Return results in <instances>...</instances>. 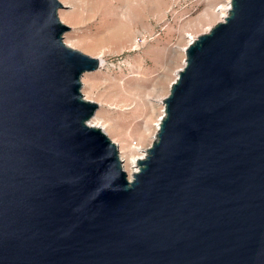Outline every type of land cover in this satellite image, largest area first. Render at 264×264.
Returning a JSON list of instances; mask_svg holds the SVG:
<instances>
[{
  "label": "water",
  "instance_id": "obj_1",
  "mask_svg": "<svg viewBox=\"0 0 264 264\" xmlns=\"http://www.w3.org/2000/svg\"><path fill=\"white\" fill-rule=\"evenodd\" d=\"M64 6L0 0V264H264V0L186 47L132 179Z\"/></svg>",
  "mask_w": 264,
  "mask_h": 264
},
{
  "label": "rangeland",
  "instance_id": "obj_2",
  "mask_svg": "<svg viewBox=\"0 0 264 264\" xmlns=\"http://www.w3.org/2000/svg\"><path fill=\"white\" fill-rule=\"evenodd\" d=\"M61 1L60 18L71 27L64 42L103 61L82 77L85 98L99 103L94 122L121 158L147 154L164 114L161 100L185 64L184 47L218 23L231 0Z\"/></svg>",
  "mask_w": 264,
  "mask_h": 264
},
{
  "label": "bare ground",
  "instance_id": "obj_3",
  "mask_svg": "<svg viewBox=\"0 0 264 264\" xmlns=\"http://www.w3.org/2000/svg\"><path fill=\"white\" fill-rule=\"evenodd\" d=\"M230 9H231V2H230V1H229V3H227L226 5L222 6V12H221V16H222V18L220 19V21H223V20L225 19V17L229 14ZM194 39H195V38H194ZM68 45L71 46L70 44H68ZM186 47H187V46H186ZM186 47H184V48L186 49ZM102 64H103V61H102V59H101V65H102ZM179 70H180V69H179ZM178 72H179V71H178ZM163 100H164V99H163ZM163 100H161V101L164 103ZM163 113H164V112H163ZM163 113H162V114H163ZM162 116H163V115H161V116L159 117L160 120H161ZM96 117H97V115H95V116L92 117V119L90 120V124L93 125V126H96V127L102 128V129L105 131L104 127H102V126L100 125L99 122H97V121L94 122L93 119H95ZM159 122H160V121H159ZM159 122L157 123V127H159ZM157 132H158V131H157ZM156 135H157V133H156ZM156 135H155V138H156ZM141 147H142V146H137L136 148L140 150ZM142 150H144V149H142ZM146 155H147V154H146L145 152H140L139 154H136V155H129V157L127 158V161H126L125 158H123V157L121 158L123 161H125V162L122 163V166H123L124 170L127 172L129 179H132L134 173L137 172V171L139 170V164H138V165H135L136 162H137V160H138V159L145 158Z\"/></svg>",
  "mask_w": 264,
  "mask_h": 264
}]
</instances>
